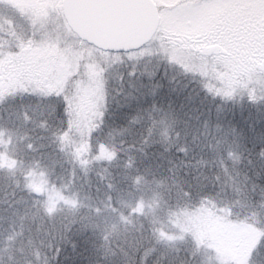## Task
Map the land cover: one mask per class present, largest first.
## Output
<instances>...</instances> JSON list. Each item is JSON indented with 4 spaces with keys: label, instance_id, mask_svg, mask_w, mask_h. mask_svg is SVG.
I'll use <instances>...</instances> for the list:
<instances>
[{
    "label": "rangeland",
    "instance_id": "obj_1",
    "mask_svg": "<svg viewBox=\"0 0 264 264\" xmlns=\"http://www.w3.org/2000/svg\"><path fill=\"white\" fill-rule=\"evenodd\" d=\"M155 1L161 14L158 32L150 43L127 53L106 52L82 42L65 20L62 0H48L56 7L49 9L51 12L49 17L37 20L35 25L30 17L38 10L36 5L39 0H13V6H6L5 3L0 2V25H2L0 52L7 53L10 49L15 51L16 48L10 46L14 42L16 46L18 37L24 36L26 39L33 31H36L37 40L43 39L39 46L33 45L32 49L22 56H0V92H6L7 95L15 90L21 96L16 103L19 107L17 112L31 114L32 118L36 117L35 114L45 115L44 121L47 123L44 126L65 123L68 119H65L67 111L64 112L65 116L63 113L61 115V105L63 111L72 109V115L76 116V125L88 130V136H91L90 130L92 131L93 124L94 128L106 125L105 127L116 131L115 126L109 125V117L112 116L115 119L113 124L117 125L116 118H119V115H127V112H131L129 115H134V118L130 125H151L161 135L155 138L184 142L186 135H182L181 129L194 130L195 124L200 122L205 113L210 119L205 118L200 128L207 129V134L212 131L209 138L211 144L231 140L234 146L244 145L247 137L240 132L242 129L240 121L243 120L228 118L223 113L239 106L235 102L225 100L234 94L232 91L243 88L244 92H250L252 88V83L246 82L247 77L242 80L241 73L236 71L235 67L240 64L243 71H246L249 61L264 59V0ZM9 41L13 43L9 45L7 43ZM213 45L217 46L216 51L209 54L202 52L204 48ZM83 62L88 63L86 69ZM160 63H166V66L159 69L156 65ZM106 67L111 68L107 70ZM81 68L84 69L82 74L79 72ZM127 68L131 73H135L134 75L128 73L131 78L129 76L126 83L127 89H123L122 93L116 96L109 94L105 88L104 74L115 76ZM101 69L104 71L101 72ZM232 71L237 75H233ZM79 73L80 81L76 90L71 93L72 100L67 105L68 108L64 109V97L57 93L63 92L65 86L69 89L70 80ZM229 81H233L231 88ZM21 84L27 85V90H24ZM49 84L54 86V92L50 97L41 95V87ZM33 88L37 91L33 92ZM206 90H210L213 94ZM256 90L257 94L264 93L261 92L260 84L256 85ZM229 91L231 95L226 94ZM25 93H29V98H24ZM55 96L61 98L55 101ZM165 97L169 99L167 104L162 103L167 101L165 99L160 101ZM200 97L203 100V109L200 107L202 103H196ZM177 98L185 103L176 102ZM258 103L252 104L255 113L264 110V100ZM218 112L220 113L217 114ZM68 121L71 122V119ZM260 121L261 119L258 120L259 123ZM15 122L19 121L1 123L0 153L3 157L0 159L6 157L9 161L16 162L12 167L8 164H3L1 167L18 174L20 187L23 186L29 191L24 199L17 198L16 202L21 204L18 216L23 219L31 216L40 226L45 227L50 226L48 219L51 223L61 222L64 225L65 219L69 216L70 218L79 216L76 211L78 208L82 211L89 206L91 211L95 212L98 207L97 202L84 199L82 201L86 202V206L83 205L76 191L50 180L49 171L36 161V152L27 153L24 147L20 150L15 131H10L11 128L16 127L9 124ZM25 122L27 121L22 120L20 123L24 125ZM42 122L41 119L34 121L39 125ZM255 123L257 124V121ZM51 173L54 174V171ZM31 181L38 184L44 182L42 194L36 195L34 188L28 186ZM61 195L76 199L78 204L73 207L60 199ZM50 197L56 200L55 211L51 214L47 210ZM9 211H12V206ZM13 212H17L16 208ZM181 216L185 222L205 230V242L198 247V242L190 233L184 239L160 238L158 243L167 244L165 247L169 251L185 245V251L181 255H172L169 258L172 260L170 264H193L194 258L191 254L193 249L197 251L195 260L199 261V264H222V255L218 248L223 250L236 248L249 234L258 229L246 223L228 222L216 214L207 212H185ZM4 218L0 217V219ZM173 219H176V214ZM174 220L166 222L163 228L168 230L165 233L178 236L179 229ZM10 224H14L12 219ZM21 227L15 232L19 237L24 230V227ZM17 234L2 240L3 245L5 244L0 248L2 253L10 255L8 246L12 244L11 241ZM31 236H28L30 240ZM209 242L216 246H209ZM115 243L118 246L122 245L120 240H116ZM78 245L75 240L70 243L72 254L78 249ZM88 245L90 246L89 242ZM153 247L156 250L147 253L146 264H166L167 258H164V255L168 253L160 251L162 246L155 244L145 250ZM17 250L16 247V253H19ZM145 250L140 252L137 261L141 264H145ZM16 253L13 252L12 256L20 259L19 254ZM32 253L34 257L31 261L45 264L41 250L36 247L35 253L33 251ZM170 253L174 254V251ZM136 254L138 253L129 255L132 259V255ZM36 262L33 264H39Z\"/></svg>",
    "mask_w": 264,
    "mask_h": 264
},
{
    "label": "trees",
    "instance_id": "obj_2",
    "mask_svg": "<svg viewBox=\"0 0 264 264\" xmlns=\"http://www.w3.org/2000/svg\"><path fill=\"white\" fill-rule=\"evenodd\" d=\"M7 43L10 45L13 42ZM14 44L15 42L10 47L16 48ZM165 64L156 66L161 69ZM87 65V62H83L85 69ZM110 68L106 67L107 70ZM235 70L241 74L245 72L240 64ZM79 72L82 74L84 69L81 68ZM80 73L70 80V93L76 90ZM128 73H131L128 68L115 76L105 73L107 92L116 96L121 94L123 89H127L126 83L131 75ZM233 75L237 74L233 72ZM244 91L239 88L232 91L234 94L231 97L225 99L239 106L224 112L223 115L243 120L240 121V132L247 137L244 145L234 146L231 140L211 144L209 138L212 131L207 134V129L200 128L204 119L209 118L203 112L204 116L200 122L195 124L196 126L193 125L194 130L181 129L182 135H186L184 142L155 138L161 135L151 125H130L134 118V115H129L131 112L119 115L120 117L116 118L117 125L113 124L115 119L112 116L109 119L106 117L109 125L116 127V131L105 125L93 128L90 130L91 136H88V130L71 123L76 120V116L71 113L72 109L63 111L61 105L60 114L64 115L67 111L65 119H71V122L67 119L63 125L53 123L44 126L47 123L44 121L45 115L35 114L36 117L32 118L31 114L17 112L19 107L16 103L21 96L12 90V94L5 95L0 102V126L1 123L19 121L9 125L16 127L10 131H15L20 150L24 147L27 153L36 152V161L49 171L51 181L76 191L80 201L87 199L97 202L96 205L101 211L92 212L89 206L82 211L78 208L76 211L79 216H69L64 225L61 222L53 224L48 219L50 226L45 227L40 226L31 216L23 219L18 216L21 204L16 201L17 198L27 197L29 191L23 186L20 187L18 174L0 166V217H7L0 219V248L5 245L2 243L3 239L10 238L12 234H17L15 232L19 231L21 226L24 227V233H20L21 237L19 234L15 235L12 244L8 246L10 255L0 251V264H33L36 261H31L34 257L32 251L35 253L36 247L42 251L45 264H141L137 262L140 252L155 244L162 246L160 251L168 253L164 258H167L165 263L170 264L172 260L169 258L172 255H181L185 251V245L171 249L170 251H174V254H171L165 247L167 244L158 243L161 231L168 232L163 225L174 220L175 214L183 215L185 212H207L216 214L228 222L246 223L256 228L264 227V224H258V221L264 220V213L260 212L258 206H251L242 198L236 202V189L244 188L251 193L253 185L256 186L253 199L259 201L260 186L264 183V110L253 112L252 104L261 100L251 101L249 92ZM28 95L29 93H25L24 98ZM38 97L40 98L39 95ZM58 98L61 96H55L54 100ZM201 98L196 103H202L200 107L203 109ZM163 99L167 101L162 102ZM107 101L109 102L108 97ZM160 101L163 104L169 103L166 97ZM176 102L182 101L177 98ZM66 108L68 106L64 104V109ZM37 119L43 122L40 125L34 123ZM257 119H261L260 123ZM22 120L27 122L22 125ZM70 125L68 140H61L59 134ZM88 141L89 150L78 159L76 149ZM101 144H107L114 149L116 157L112 160L96 158ZM82 159L88 160L89 163L82 164ZM137 176L141 177L139 183L135 180ZM189 191L191 196L183 195ZM156 193H159V196L153 199ZM205 197L207 199H204ZM141 198L144 200L143 212H132V207ZM83 205L86 206V202H83ZM108 205L115 206L118 211H113ZM11 206L12 211H9ZM15 208L17 212H13ZM227 209H231V212L226 211ZM124 216L128 219H123ZM11 219L14 224H10ZM26 234L32 235V239ZM73 240L79 245L72 254L70 243ZM116 240L122 241V245L118 246ZM16 247L19 253H16ZM13 252L19 254L20 259L12 256ZM68 253L71 254L66 256ZM130 253L138 254L132 255L131 259ZM254 260L257 264H264V248L256 254Z\"/></svg>",
    "mask_w": 264,
    "mask_h": 264
},
{
    "label": "snow or ice",
    "instance_id": "obj_3",
    "mask_svg": "<svg viewBox=\"0 0 264 264\" xmlns=\"http://www.w3.org/2000/svg\"><path fill=\"white\" fill-rule=\"evenodd\" d=\"M0 2H3L6 4V6H13V0H0ZM37 9L33 15L30 17L32 20L33 25L37 22V20H44L47 17L51 15V12L49 9L55 8V4H51L48 2V0H39L38 4L36 5ZM23 14V12L21 13ZM59 19V17H57ZM11 23V21H9ZM62 26V25H61ZM2 27V25H0ZM43 42V39L37 40L36 38V31H33L31 36H27L25 39L24 36L18 37V43L16 44V50H9L7 53L0 52V56H22L26 52H28L30 49H32L33 45L39 46ZM104 69H101V72H103ZM134 75L135 73L132 72L130 73ZM244 77H247V83H252V88L250 89L249 92V99L254 102H258L260 100H264V94H257L256 90V85L260 84L261 85V92H264V59L258 58L256 60H251L249 61V66L246 69L245 72L241 74V79L243 80ZM233 84V81H229V87L231 88ZM21 87L24 88V90H27V85L21 84ZM54 86L49 84L46 87H41L40 93L41 95L48 96L50 97L51 94L54 92ZM33 92H36L37 89L33 88ZM219 91V90H218ZM58 95H61L64 97V102L65 105L70 104L72 100V95L68 89L67 86L64 87L63 92H58ZM227 95H231V91L226 92ZM6 92H0V102L3 101L5 98ZM55 110V106H54ZM102 115V113H101ZM27 118V114H26ZM76 121L73 120L71 123H75ZM92 127L94 128L95 125L93 124ZM71 131V125L69 128L65 129L63 132H61L60 138L63 141H67L69 138V134ZM31 147V145H29ZM90 147V141L82 143L80 147L76 149V154L77 158L79 159L80 156L89 150ZM0 157H3V154L0 153ZM116 157V151L112 148H110L107 144H101L99 146V152L96 158H107L108 160H112ZM16 162L9 161L8 158L4 157L0 159V166L3 164H8L9 167L14 166ZM82 164H88L89 161L86 159L81 160ZM131 163V162H129ZM141 177L137 176L135 178L136 182L139 183ZM43 181H41L39 184L36 183L35 181L29 182V187L34 188L37 192H42L43 189ZM162 183V182H161ZM112 187V185H109ZM255 185H253V190L252 192L246 191L244 188H237L236 189V196L237 200L236 202L238 203L239 200L245 199L251 206H258L259 210L261 213H264V188H261L259 196L260 200L256 201L253 199V194L255 192ZM183 195L185 196H191L192 193L189 192H184ZM159 196V193H156V196H154L153 199H156V197ZM60 199L65 200L66 203L72 205L75 207L78 204V201L74 198L71 197H64V196H59ZM111 199V197H109ZM204 199H207L205 197ZM131 207V205H129ZM56 207V200L52 197L49 198V207H48V212L51 214L52 212L55 211ZM108 207H111L113 211H118V209L115 208V206L108 205ZM144 210V200L141 198L134 207H132V212H140L142 213ZM96 211L99 212L101 211L100 208H96ZM229 213L231 212V209H227ZM123 219L127 220L128 217L124 216ZM174 223L176 224L177 228L179 229V234L178 236H172L169 235L163 231H161V238H167L168 240H174V239H184L187 237V235L190 233L192 237L198 242V247L200 244L205 242V230L200 228L199 226H195L192 224H189L185 222V220L182 218L180 214H176V219L174 220ZM258 224H264V220L258 221ZM115 227V226H114ZM209 246H216L209 242ZM264 248V227L258 228L257 230H254L251 234L248 235V237L244 240V242L231 250H223L218 248V251L221 252L222 255V264H257V262L254 260V257L256 254ZM156 249L155 247L151 248L150 250H145V256H144V261L146 264V258H147V253L149 251L154 252ZM179 250V249H177ZM138 251V250H137ZM194 261L193 264H199V261L195 260V257L197 255L196 249H193L191 252Z\"/></svg>",
    "mask_w": 264,
    "mask_h": 264
},
{
    "label": "water",
    "instance_id": "obj_4",
    "mask_svg": "<svg viewBox=\"0 0 264 264\" xmlns=\"http://www.w3.org/2000/svg\"><path fill=\"white\" fill-rule=\"evenodd\" d=\"M62 8L68 26L82 41L111 52L142 48L153 39L161 22L154 0H62ZM215 50L216 45L202 52Z\"/></svg>",
    "mask_w": 264,
    "mask_h": 264
},
{
    "label": "clouds",
    "instance_id": "obj_5",
    "mask_svg": "<svg viewBox=\"0 0 264 264\" xmlns=\"http://www.w3.org/2000/svg\"><path fill=\"white\" fill-rule=\"evenodd\" d=\"M261 188H264V183L261 184V186H260V190H261Z\"/></svg>",
    "mask_w": 264,
    "mask_h": 264
}]
</instances>
